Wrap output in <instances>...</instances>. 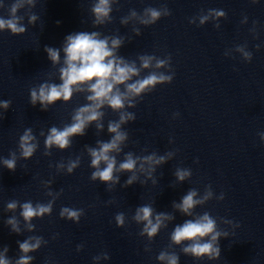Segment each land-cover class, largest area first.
I'll list each match as a JSON object with an SVG mask.
<instances>
[{
	"label": "clouds",
	"instance_id": "obj_1",
	"mask_svg": "<svg viewBox=\"0 0 264 264\" xmlns=\"http://www.w3.org/2000/svg\"><path fill=\"white\" fill-rule=\"evenodd\" d=\"M256 3L257 0H252ZM118 0H95L90 9L94 17L93 27L103 26L111 23L113 17V5ZM36 0H14L9 7V17H0V32L9 31L12 35H22L27 31L23 24L24 17L18 15L19 10L26 6L31 9L35 7ZM5 5L0 0V8ZM171 15L167 4L159 8L146 7L142 13L135 9H130L129 14L121 18L122 25L133 24L132 31L135 36H140L141 30L136 24L145 27L154 25L160 19ZM226 18L224 10L209 9L197 17H192L189 23L195 24L199 20L198 26H203L207 22L219 21ZM39 17L36 14H29L28 23L35 25ZM60 22L57 21V24ZM242 23H247V17ZM255 24V22H254ZM219 28V23L214 25ZM254 31V29H253ZM126 38L123 36L102 35L99 31H81L69 34L65 37L61 48L45 46L44 51L53 66L60 65L58 68L60 83L45 81L38 87L30 90V103L32 106L40 105L42 111H47L50 106L57 101L68 103L76 94H85L87 103L74 109L71 115V123L65 124L63 128L52 126L49 128L44 140L45 156L51 155V149L56 148L64 151L72 146L73 138L84 136L86 130L92 124H95L97 134L104 130L103 119L105 112L103 109L110 108L112 112L118 114V120H109L107 131L110 134L108 141L97 140L96 146L85 145L84 149L90 157V167L94 169L90 179L99 181L107 185V191H111L114 186L120 182L122 173H129L128 179L121 187H128L139 182L141 185L147 184L149 180L153 185L157 183L154 173L157 168L170 161L175 156V151H168L164 155H158L152 152L149 155H135L132 152L124 153L123 160L117 157L123 152V148L129 139V134L123 129V125L136 120V115L127 109L135 108L138 101L159 85L171 84L174 79V69L171 66V55L163 58L156 55H138L137 60H128L119 55V49L125 44ZM259 48V45H257ZM63 52V58L61 57ZM235 51L240 53L245 61H251L252 53L246 49V46H237ZM229 53L226 52L225 55ZM162 69L167 70L161 71ZM147 70V75L142 73ZM11 100H0V109L5 112L11 106ZM174 115H179L178 113ZM41 136H45L43 131ZM261 139L264 140V133H261ZM171 143V140H170ZM39 147V142L33 134L31 128L25 129L19 138L18 150L19 157L15 151L9 153L10 158H0V163L11 172L16 171L17 160H29L33 157ZM81 158L78 156L75 160L69 159L67 164L60 162L55 165L57 172L66 171L72 174L80 166ZM50 167L52 165H49ZM177 183H183L190 179L192 172L186 168H176L174 174ZM144 179L141 180L140 177ZM45 188H48L46 195L51 197L47 203H35L27 201L20 203L17 200L9 201L6 204L5 211L16 213L19 208V217L23 219L24 227L21 228L20 219L16 215L9 217L4 223L10 228V231L16 234H22V231L33 232L35 225L34 219H42L50 216L53 211V205L62 193L51 190L52 181L43 182ZM214 193L211 186L205 188L203 195H200L197 189H189L181 198L180 202L173 201L174 211H178L190 219H186L182 224H177L170 234L169 249L173 246H180L181 251L186 256H191L196 260L207 258L209 261L220 258L221 249L219 246L220 238H227L229 233L220 229L218 219L211 216L208 212L195 214L194 210L198 206H203L209 200L213 199ZM218 200H223L221 193ZM109 200L107 203H112ZM60 218L75 223H79L84 215L83 209H74L62 207ZM175 219L173 213L157 212L151 204L141 205L136 208L132 220L137 224H142L140 236H146L152 241L161 229L167 228L169 222ZM220 223L230 224L237 228L240 225L231 220L219 218ZM117 227H124L126 217L123 212L115 215ZM20 256L14 261L8 257L9 248L3 246L0 251V264H32L34 257L29 255L38 251L47 241L42 236H28L24 241H17ZM83 245L77 246V251L81 250ZM148 251L149 249H145ZM101 258L107 260L110 257L107 253L102 256H96L93 259L99 261ZM160 264H179L180 257L175 251L162 250L157 256Z\"/></svg>",
	"mask_w": 264,
	"mask_h": 264
}]
</instances>
